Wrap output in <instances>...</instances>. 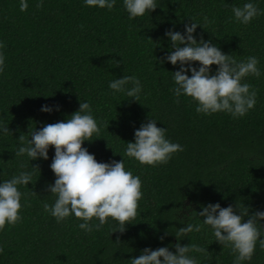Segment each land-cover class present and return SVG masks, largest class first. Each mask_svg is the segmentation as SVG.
I'll return each instance as SVG.
<instances>
[{"label":"trees","instance_id":"16d2710c","mask_svg":"<svg viewBox=\"0 0 264 264\" xmlns=\"http://www.w3.org/2000/svg\"><path fill=\"white\" fill-rule=\"evenodd\" d=\"M40 2L27 0L28 9L21 11L20 0H0V42L6 44L0 49L5 56L0 121L11 131L0 132V184L21 171H34L29 185L18 186L22 219L0 231V264H130L146 248L167 247L175 254L177 243L204 248L188 253L198 264H234L236 254L216 241L198 213L216 203L264 212V0H156L154 12L135 19L129 18L124 0H116L111 11L87 6L85 0H42L38 9ZM249 2L260 15L245 25L236 21L232 8ZM205 16L211 23L205 24ZM193 21L204 27L194 34L198 43L202 36L237 61L258 59L260 76L242 80L257 94L245 116L197 113L198 103L185 95L176 103L173 73L180 65L160 62L173 49L165 33L185 34V25ZM193 66L200 67L198 62ZM217 70L213 65L212 74ZM123 76L139 79L138 102L109 88ZM80 101L90 104L100 128L83 147L97 162L124 159L125 170L142 182L137 216L123 233L112 232L119 228L112 218L89 233L79 228L83 221L74 214L58 223L45 212L43 204L56 199L48 191L56 180L50 167L54 147L48 160L15 156L21 134L30 140L29 132L66 121L79 111ZM45 105L53 111H41ZM150 119L184 149L155 167L125 155L135 131ZM188 223L202 225L201 231L178 240L177 230ZM261 232L264 239V228ZM242 264H264L259 241L252 259Z\"/></svg>","mask_w":264,"mask_h":264},{"label":"clouds","instance_id":"9594fccd","mask_svg":"<svg viewBox=\"0 0 264 264\" xmlns=\"http://www.w3.org/2000/svg\"><path fill=\"white\" fill-rule=\"evenodd\" d=\"M90 7H99L111 11L116 0H85ZM36 7L42 8V0ZM124 7L130 19L143 17L148 12H154L158 7L156 0H124ZM28 9L27 0H20V10ZM232 12L236 21L249 24L260 15L258 7L249 2L242 7L233 6ZM205 24L211 23L204 17ZM197 22L185 25V34L169 30L165 33L173 46L172 51L160 62L165 60L172 65H180V70L174 72L176 87L173 89L179 103V97L185 95L198 103L197 113L211 115L227 112L233 117H243L255 107L256 92L248 83H242L250 75L259 77L258 59L255 56L237 61L232 55L224 54L221 49L201 36L199 43L195 38ZM204 28V27H203ZM6 44L0 42V49ZM196 62L200 67L193 66ZM218 70L212 74V66ZM5 56L0 51V73L4 71ZM191 71V76L187 73ZM131 85V87H127ZM109 88L114 92H124L132 100L139 101L142 90L141 83L134 76H123L110 82ZM59 111V106L56 107ZM41 111L51 113L53 108L45 105ZM89 103L80 101L79 111L72 114L66 121L45 124L40 130L29 132L30 140L20 135V147L15 156H27L31 161L49 159V148L54 147L55 155L50 165L56 176L54 184L48 185V191L56 197L53 205L43 204L45 212L50 213L57 222H62L74 214L83 221L79 228L85 232L101 230L112 218L119 222V228L113 233H123L126 225L137 216L139 201L142 198V182L139 176L125 170V161L113 160L111 163L97 162L96 157L83 147L85 141L91 142L94 134L98 135L100 128L94 119ZM0 132L7 135L9 127L0 121ZM184 149L179 143L166 139V129L157 127L150 119L135 131V142H128L125 155L134 158L141 165L157 166L167 164L171 157ZM39 169L33 166V170ZM33 172L21 171L0 184V231L6 225L15 226L22 217V193L18 186L29 185ZM34 195H37L35 192ZM30 206V205H28ZM203 217V224L213 229L216 241L223 247L231 248L236 254L234 264L250 261L255 252L257 241L264 250V239H260L264 228V212L256 211L250 214L249 209L237 203L236 207L222 208L219 203L209 204L198 213ZM99 221L93 225V219ZM202 225L187 224L176 232L181 239L193 231H201ZM168 233H166L167 235ZM163 239V237H161ZM174 254L167 247L158 249L146 248L130 264H198L189 252L203 253L205 249L191 244L182 246L177 243ZM3 249L0 248V252Z\"/></svg>","mask_w":264,"mask_h":264}]
</instances>
